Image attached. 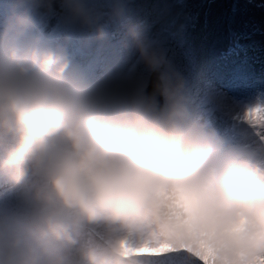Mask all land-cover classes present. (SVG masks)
Here are the masks:
<instances>
[{"label":"clouds","instance_id":"9594fccd","mask_svg":"<svg viewBox=\"0 0 264 264\" xmlns=\"http://www.w3.org/2000/svg\"><path fill=\"white\" fill-rule=\"evenodd\" d=\"M7 2L0 180L21 192L18 209L0 218V264H69L65 251L87 229H100L104 243L80 244V264L136 257L124 254L117 231L167 252L184 250L200 264L264 257V172L197 128L182 77L131 23L124 0ZM40 10L100 39L109 23L125 25V47L155 74L153 93L141 87L125 96L89 83L63 45L30 34Z\"/></svg>","mask_w":264,"mask_h":264},{"label":"rangeland","instance_id":"374dc122","mask_svg":"<svg viewBox=\"0 0 264 264\" xmlns=\"http://www.w3.org/2000/svg\"><path fill=\"white\" fill-rule=\"evenodd\" d=\"M0 0V25L7 13ZM107 4L108 0H98ZM131 23L152 45L162 50L170 68L178 73L185 84V103L197 128L218 140L223 147L229 143L224 132L235 108L256 107L264 109V85L252 80L251 73L240 68L233 58L221 68L215 69V61L221 54L229 56L231 42L237 35L247 32L256 45L264 47V0H124ZM35 25L40 27V36L47 33L46 42L63 45L76 71L89 83L102 85L121 95H130L138 88H144L150 72L139 61L134 48L125 47L129 37L126 26L111 22L104 38H97L94 32L60 25L54 30L56 15L36 11ZM252 30H257L256 35ZM170 31H180L174 40ZM50 33L53 35L51 36ZM184 34L188 40L184 43ZM234 57V54H232ZM226 61V60H225ZM213 64V65H211ZM210 68H213L212 70ZM211 97L213 103L201 108L199 102ZM162 98V105H163ZM240 115V114H239ZM241 116V115H240ZM242 117V116H241ZM264 117V113H262ZM243 118V117H242ZM258 117L243 118L239 142L232 146L259 171L264 172V122ZM257 123L252 129L247 123ZM231 142V141H230ZM255 154V162L245 152ZM0 218H7L18 209L21 189L0 180ZM117 239H124L137 246L142 241L139 235L123 231L115 233ZM103 244L100 229H87L80 233L76 246L67 249L65 255L69 264H80L77 248L80 244ZM164 259L172 264L185 262L190 254L184 250L166 252ZM140 256V255H137ZM192 259V256H190ZM133 259V258H132ZM132 264H138L132 260Z\"/></svg>","mask_w":264,"mask_h":264},{"label":"trees","instance_id":"16d2710c","mask_svg":"<svg viewBox=\"0 0 264 264\" xmlns=\"http://www.w3.org/2000/svg\"><path fill=\"white\" fill-rule=\"evenodd\" d=\"M60 25L61 24L59 23V21L53 22L52 26L54 27V30L56 31V33H58L57 29L60 27ZM40 30H41L40 27L38 25H35L34 28L31 30L30 34L35 33L39 35ZM256 31L252 30L251 33L256 35ZM47 33L48 32H46V34L41 37L42 38L47 37L46 36ZM177 33H180V31H170L169 32V35H171L170 38L174 40L175 34ZM249 33L242 32L243 35H237L238 33H236L235 40L233 41V38L231 40V42L235 46V49H232L233 47H230L229 56L221 54L222 60L215 61L216 62L215 69L221 68L220 62L227 63L229 59H231L232 57L233 58L232 61H234L237 66H239L240 68L245 67L251 73L252 80H254L255 82L259 84L264 85V47L256 45L257 41L251 40V35ZM50 35L53 36L51 33ZM183 40H184V43L186 44L188 38L185 34H184ZM232 54H234V57L232 56ZM235 109L237 110L238 113L237 114L231 113L230 117L228 118V123L224 125V128H223L228 133V136H229V143L226 145V148L228 147L235 148L232 146V143L234 142L238 143L241 132L248 130V128L241 129V126H243L242 125L243 118H247L245 114L247 112H255L256 110H258V108L256 107L239 108V110L237 108ZM263 122H264V119L260 120L259 124ZM247 126H249V128L254 129L257 126V123L253 121L251 123H247ZM252 154L255 157V154L254 153ZM164 254L142 255V256H136V257H138V260H141L139 263H142V264H172V262L164 259V256H165ZM184 260L185 262H182L181 264H200V262L195 257H192L191 259L190 256L189 257L186 256Z\"/></svg>","mask_w":264,"mask_h":264},{"label":"snow or ice","instance_id":"6c2138e0","mask_svg":"<svg viewBox=\"0 0 264 264\" xmlns=\"http://www.w3.org/2000/svg\"><path fill=\"white\" fill-rule=\"evenodd\" d=\"M122 250L126 255H158L157 253L167 252L166 247L153 246L150 244L142 243L137 246H132L126 241H120ZM204 257V254H201ZM254 264H264V257L254 262Z\"/></svg>","mask_w":264,"mask_h":264},{"label":"water","instance_id":"95a60500","mask_svg":"<svg viewBox=\"0 0 264 264\" xmlns=\"http://www.w3.org/2000/svg\"><path fill=\"white\" fill-rule=\"evenodd\" d=\"M155 74L154 73H150L148 75V80H147V84L146 86L143 88L145 94H152L153 93V83L155 81ZM156 100L158 101L159 104L162 105V97L160 96H156Z\"/></svg>","mask_w":264,"mask_h":264}]
</instances>
